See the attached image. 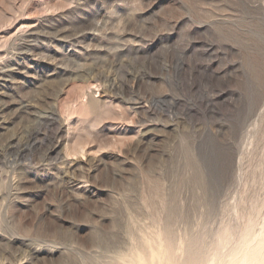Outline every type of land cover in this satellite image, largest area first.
I'll return each mask as SVG.
<instances>
[{
    "label": "rangeland",
    "instance_id": "rangeland-1",
    "mask_svg": "<svg viewBox=\"0 0 264 264\" xmlns=\"http://www.w3.org/2000/svg\"><path fill=\"white\" fill-rule=\"evenodd\" d=\"M0 8V264H264V0Z\"/></svg>",
    "mask_w": 264,
    "mask_h": 264
},
{
    "label": "bare ground",
    "instance_id": "bare-ground-1",
    "mask_svg": "<svg viewBox=\"0 0 264 264\" xmlns=\"http://www.w3.org/2000/svg\"><path fill=\"white\" fill-rule=\"evenodd\" d=\"M74 1V0H73ZM79 2V1H78ZM86 2V1H85ZM89 2V1H88ZM50 3V2H49ZM69 3V2H68ZM76 3V2H75ZM80 7V6H79ZM2 8V7H1ZM0 8V9H1ZM9 11V10H8ZM41 16V15H40ZM31 19V18H30ZM46 19V18H45ZM36 20V19H35ZM38 20H40V19H38ZM44 20V19H43ZM42 20V21H43ZM1 21V20H0ZM31 21H32V19H31ZM45 21V20H44ZM48 21V20H47ZM35 23V22H34ZM45 23V22H44ZM23 25V24H22ZM22 27V26H21ZM33 27V26H32ZM39 27H41V26H39ZM42 27H43V25H42ZM3 28V27H2ZM22 28H24V27H22ZM25 28H26V26H25ZM28 29H30V28H28ZM36 29V28H35ZM8 31V30H7ZM0 32H1V30H0ZM10 32V31H9ZM6 33V32H5ZM9 34V33H8ZM43 35V34H42ZM5 36V35H4ZM25 36V35H24ZM59 36V35H58ZM2 37V36H1ZM14 37H15V35H14ZM20 37H22V36H20ZM68 37V36H67ZM77 37V36H76ZM8 38V37H7ZM10 38V37H9ZM26 38V37H25ZM63 38V37H62ZM68 39V38H67ZM71 39V38H70ZM10 40V39H9ZM8 40V41H9ZM22 40V39H21ZM25 40V39H24ZM31 40V39H30ZM6 41H7V39H6ZM19 41V40H18ZM25 42V41H24ZM23 42V43H24ZM79 42V41H78ZM21 43V42H20ZM37 43V42H36ZM74 43V42H73ZM76 43V42H75ZM31 44H33V42L31 43ZM1 45H2V43H1ZM27 45V44H26ZM3 46V45H2ZM1 46V47H2ZM30 46V45H29ZM17 47V46H16ZM19 47V46H18ZM34 47V46H33ZM31 48V47H30ZM37 48V47H36ZM34 50V49H33ZM39 50V49H38ZM20 51V50H19ZM27 51H28V49H27ZM22 52V51H21ZM26 52V51H25ZM35 52V51H34ZM37 52V51H36ZM35 52V53H36ZM28 54V53H27ZM4 55V54H3ZM30 55V54H29ZM121 55L122 54H117L116 55V58L115 59H117L118 60V58H120L121 57ZM34 56V55H33ZM83 57V56H82ZM72 58V57H71ZM67 59H69V58H67ZM73 59V58H72ZM97 60V59H96ZM6 61V60H5ZM28 61V60H27ZM9 62V61H8ZM97 62V61H96ZM5 63V62H4ZM24 63V62H23ZM27 63V62H26ZM106 63V62H105ZM18 64V63H17ZM71 64V63H70ZM94 64V63H93ZM103 64V63H102ZM6 65V64H5ZM8 65V64H7ZM19 65H20V62H19ZM24 65V64H23ZM100 65V64H99ZM17 66V65H16ZM96 66H97V64H96ZM102 66V65H101ZM0 67H2L1 65H0ZM12 67V66H11ZM22 67V66H21ZM54 67V66H53ZM81 67V66H80ZM79 67V68H80ZM4 68V67H3ZM2 68V69H3ZM88 68V67H87ZM90 68V67H89ZM101 68V67H100ZM72 69V68H71ZM74 69V68H73ZM26 70V69H25ZM30 70V69H29ZM34 70V69H33ZM50 70V69H49ZM53 71L55 70V69H52ZM65 70V69H64ZM76 70V69H75ZM80 70V69H79ZM78 70V71H79ZM84 70V69H83ZM88 70V69H87ZM15 71V70H14ZM37 71V70H36ZM57 71V70H56ZM72 71V70H71ZM19 72V71H18ZM85 72V71H84ZM12 73V72H11ZM60 73V72H59ZM58 73V74H59ZM70 72H68V74H69ZM8 74V73H7ZM25 74V73H24ZM28 74V73H27ZM51 74V73H50ZM71 74V73H70ZM87 74V73H86ZM64 75V74H63ZM67 75V74H66ZM96 75V74H95ZM10 76H12V75H10ZM30 76V75H29ZM59 76V75H58ZM71 76V75H70ZM8 77V76H7ZM17 77V76H16ZM107 77V76H106ZM13 78V77H12ZM73 78V77H72ZM81 78V77H80ZM79 78V79H80ZM95 78V77H94ZM9 79V78H8ZM108 79V78H107ZM18 80V79H17ZM2 81V80H1ZM2 83V82H1ZM0 83V84H1ZM12 83V82H11ZM109 83V82H108ZM103 86H105V85H103ZM107 86V85H106ZM86 88H88V87H86ZM91 88V87H90ZM92 89V88H91ZM3 91V90H2ZM92 91V90H91ZM1 92V91H0ZM98 92V91H97ZM100 92V91H99ZM96 93V92H95ZM2 94V93H1ZM16 94V93H15ZM92 95V94H91ZM97 95V94H96ZM98 96V95H97ZM94 98H95V95L93 96ZM18 98V97H17ZM99 99V98H98ZM2 100V99H1ZM8 100V99H7ZM10 100V99H9ZM103 100V99H102ZM106 100V99H105ZM4 101V100H3ZM33 101V100H32ZM98 101V100H97ZM104 101V100H103ZM5 102V101H4ZM94 102V101H93ZM98 102H100V101H98ZM104 103V102H103ZM106 103V102H105ZM2 104V103H1ZM27 104V103H26ZM34 104V103H33ZM33 104H31V105H33ZM98 104V103H97ZM87 105V104H86ZM93 105V104H92ZM94 105H96V104H94ZM98 106V105H97ZM96 106V107H97ZM26 107H27V105H26ZM30 107V106H29ZM93 108H95V107H93ZM1 109V108H0ZM33 110V109H32ZM49 110V109H48ZM9 111V110H8ZM29 111V110H28ZM34 111V110H33ZM28 114H29V112H28ZM27 114V115H28ZM34 114V113H33ZM48 114V113H47ZM0 115H2V114H0ZM30 115V114H29ZM39 115V114H38ZM43 115V114H42ZM41 115V116H42ZM53 117H54V115H53ZM4 119V118H3ZM29 119H30V117H29ZM28 119V120H29ZM32 119V118H31ZM57 119V118H56ZM42 122V121H41ZM73 122V121H72ZM88 122V121H87ZM75 123V122H74ZM87 124V123H86ZM80 127V126H79ZM110 127V126H109ZM78 128V127H77ZM81 128V127H80ZM80 128H78L79 130H80ZM86 128V127H85ZM124 129V128H123ZM75 130V129H74ZM87 131V130H86ZM128 131V130H127ZM99 133H102V132H99ZM110 133V132H109ZM72 134H73V132H72ZM144 134V133H143ZM122 135V134H121ZM127 135V134H126ZM75 137V136H74ZM107 137V136H106ZM67 138V137H66ZM123 138V137H122ZM127 138H131V137H126V139ZM61 140V139H60ZM63 140H65V139H63ZM62 140V141H63ZM130 140V139H129ZM132 140V139H131ZM9 141V140H8ZM119 141H121V139L119 140ZM7 142V141H6ZM64 142V141H63ZM124 142V141H123ZM133 142V141H132ZM61 143V142H60ZM115 143V142H114ZM11 144H13V143H11ZM121 144H123V143H121ZM140 144V143H139ZM55 145V144H54ZM66 147V146H65ZM118 147H120V146H118ZM4 148H6V147H4ZM54 148V147H53ZM78 148V147H77ZM1 149V148H0ZM120 149V148H119ZM2 151H4V150H2ZM50 151V150H49ZM48 151V152H49ZM52 151V150H51ZM72 152H73V150H72ZM0 153H2V152H0ZM83 154V153H82ZM63 155V154H62ZM70 155V154H69ZM84 155V154H83ZM85 155H87V154H85ZM84 155V156H85ZM72 156V155H71ZM85 157H87V156H85ZM71 160V159H70ZM59 171V169L56 171L57 173H59L58 172ZM59 175V174H58ZM24 176V175H23ZM69 179V178H68ZM86 179V178H85ZM84 185V184H83ZM158 236H159V234H158ZM250 238V237H249ZM161 239V238H160ZM243 239H245V237L244 238H241V240H243ZM246 239H248V237L246 238ZM251 239V238H250ZM250 239H248V240H250ZM241 240H240V243H241ZM252 240V239H251ZM163 241V240H162ZM246 241V240H245ZM244 242V241H243ZM253 242V241H252ZM255 242V241H254ZM253 242V243H254ZM164 243V242H163ZM246 243H247V241H246ZM246 243H245V245H246ZM242 245H243V243H242ZM241 245V246H242ZM244 245V246H245ZM250 245H253L252 243L250 244ZM237 246V245H236ZM236 246L234 247L235 248V250H236ZM238 247H240V245L239 246H237V248ZM250 247V246H249ZM241 248V247H240ZM240 248H238V251H241L240 250ZM55 249V248H54ZM132 250V249H131ZM234 251V250H233ZM264 252V234L263 235H261V237L259 238V241L258 242H256V244H254L253 246H251V251H249V255H248V259L249 260H253L254 258H256V256L257 255H259V253L260 252ZM235 253V252H234ZM113 258V257H112ZM118 259V258H117ZM177 259V258H176ZM181 259V258H180ZM179 260V259H178ZM248 260V261H249ZM131 261V260H130ZM181 261V260H180ZM179 261V262H180ZM185 261V260H184ZM115 263V262H114ZM180 264V263H179Z\"/></svg>",
    "mask_w": 264,
    "mask_h": 264
}]
</instances>
